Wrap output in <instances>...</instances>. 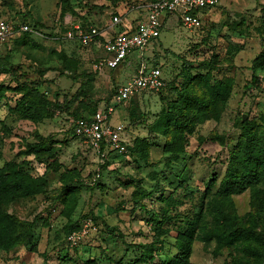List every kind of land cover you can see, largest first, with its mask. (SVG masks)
Here are the masks:
<instances>
[{
    "label": "rangeland",
    "instance_id": "rangeland-1",
    "mask_svg": "<svg viewBox=\"0 0 264 264\" xmlns=\"http://www.w3.org/2000/svg\"><path fill=\"white\" fill-rule=\"evenodd\" d=\"M154 1L0 0V19L14 29L0 40V170L15 164L47 183L44 194L3 209L33 226L27 238L14 227L16 245L0 249V264H165L178 255L175 238L186 217L202 212L201 227L214 228L212 202L220 199L242 125L255 121L264 132V65L255 64L264 55V0H220L192 31L180 14L162 20L160 39L131 61L157 65L165 90L134 93L113 117V125L125 127L127 153H98L72 133L79 117L114 102L134 70L96 71L92 48L65 40V29L81 24L102 32L115 16L141 19ZM27 23L33 31L19 32ZM219 84L216 96L209 89ZM180 92L204 107L190 108L191 118L163 133L159 124ZM45 100L63 112L35 120L20 114L22 102L40 104L42 113ZM41 138L50 142L36 153L31 148ZM259 187L233 196L225 209L234 230L253 229L254 237L233 246L195 237L190 264H264V183ZM153 211L159 221L165 214L173 220L162 224L170 234L160 236L150 260L136 246L160 234ZM83 230L79 241L69 240Z\"/></svg>",
    "mask_w": 264,
    "mask_h": 264
},
{
    "label": "trees",
    "instance_id": "trees-1",
    "mask_svg": "<svg viewBox=\"0 0 264 264\" xmlns=\"http://www.w3.org/2000/svg\"><path fill=\"white\" fill-rule=\"evenodd\" d=\"M157 1L159 0H155L153 3ZM22 25H29L31 29H34V27H31V24L27 23ZM82 27L84 29L88 28L86 25H82ZM65 30L68 31L69 28ZM255 64L258 66L264 65V55L259 56ZM154 67L159 69L157 65H154ZM188 78L189 82L193 80V78L189 76ZM201 80L207 84L210 78L207 75L201 77ZM165 88L162 89V91L165 90ZM222 90V84L209 89V91L216 94V96H221L219 92ZM180 98L179 103L174 102L170 105L169 110L165 113L159 124V128L163 133L171 134L170 130L172 126L179 129L185 120L191 118V113L189 112L190 108L197 107V109L200 110L204 107V103L201 101L184 98L182 95ZM111 103L105 107L111 106ZM33 104L30 105L26 102L20 104L19 112L23 118L30 120H35L37 118L51 119L55 111L63 112L61 104L48 100L43 102L42 113L39 112L41 105L38 103ZM97 111L98 110L94 109L90 114L79 117L77 121L90 118L94 116ZM242 126V141L239 146L235 148L231 159V165L228 167L226 176L217 189V196L220 197V199L212 202V209L215 210V215L213 216L214 228L207 229L201 227L204 216L202 212L198 213L194 218L186 217L184 221L186 229L178 232L175 238L176 241L174 246L178 249V255L175 258L168 259L165 264H190L189 257L192 253V244L195 237H200L201 240L206 242H222L229 246H233L239 242L249 241L254 237L253 229L234 230L232 225L227 223V221L231 222V218L228 215L229 213L225 212L227 202H230L233 196L240 195L251 188H253L254 191H259V186L264 183V132L260 134V131H258V128L255 126V121L246 122ZM261 126L264 127V125ZM72 133L73 136L76 137L74 135V129H72ZM41 140L43 141L41 145L31 148L36 153L47 151V144L50 142V138H41ZM131 147L132 145H128V151ZM104 151L105 148L103 147L102 152ZM46 187L47 183L43 181V179L35 178L30 173H27L23 167L21 170L15 164H7L0 170V249L9 251L15 247L17 238L14 234V227L21 229V235L27 238L30 236L33 226V223H19L12 216L4 213L3 209L17 199H29L44 194L46 192ZM212 188L213 187L210 188V191ZM201 199H205L204 194ZM170 201L171 199H169V202ZM170 203L169 205H175L174 201ZM212 203H210V205ZM151 215L156 221V224L159 225L157 231H160V234L158 236L156 235L153 244L138 245L136 248L142 252L144 257L153 260L152 254L156 250V245L163 244V241L160 240V236H169L170 234L169 230H161V226L164 222L171 221L173 218L165 214L163 221H159L158 217L154 218L156 216L154 211ZM78 228L79 227H77V229Z\"/></svg>",
    "mask_w": 264,
    "mask_h": 264
},
{
    "label": "built area",
    "instance_id": "built-area-1",
    "mask_svg": "<svg viewBox=\"0 0 264 264\" xmlns=\"http://www.w3.org/2000/svg\"><path fill=\"white\" fill-rule=\"evenodd\" d=\"M219 5L220 0H159L143 9L145 15L141 12V19L132 23L125 17L115 16L110 27H120L121 32L105 43L106 56L94 63L95 70L98 72L116 70L125 64L133 53H145L160 39L163 29L162 20L167 17L180 14L184 28L192 31L201 27V16L204 13L213 11ZM139 9H133V11ZM32 31L29 25L19 27V32L22 33ZM13 32L12 25L0 19V40H5ZM99 37L100 32L96 28L84 29L78 24L69 28L64 39L88 47L96 43ZM164 87L160 70L142 62L136 77L128 85L121 87L111 106L98 110L90 118L80 119L74 123V135L98 153L102 152L103 147L120 155L127 153L128 142L124 139L125 127L112 124L116 107L129 100L134 93H158ZM87 233V230H83L78 235H71L69 240L76 243Z\"/></svg>",
    "mask_w": 264,
    "mask_h": 264
},
{
    "label": "crops",
    "instance_id": "crops-1",
    "mask_svg": "<svg viewBox=\"0 0 264 264\" xmlns=\"http://www.w3.org/2000/svg\"><path fill=\"white\" fill-rule=\"evenodd\" d=\"M214 11V10H213ZM213 11H209V12H206L204 13L202 16H201V20L202 18H205V17H208L212 14ZM145 15V12L143 13ZM171 16H169L167 19L165 20H169ZM138 16L135 18L134 21L138 20ZM129 22H134L132 20H128ZM81 25V24H80ZM116 28V27H115ZM114 28L108 26L107 30L105 31H102L100 32V37L97 39L96 43L92 44L91 46H89L90 48H92V52H93V58H94V62L96 61H99L100 59L104 58L106 56L105 54V51H104V45L107 41H109L111 38H113L115 35H117L118 33H115ZM121 31V30H120ZM103 41H102V40ZM69 42V41H68ZM97 46L98 47H101V53L98 54V52L96 53L95 50L97 49ZM95 52V53H94ZM140 56L142 57L143 56V53H140ZM131 57L130 56L127 60V62L125 64H123L122 66L124 67V69H133L134 72H133V75L132 76H129V81L131 82L137 75V72H138V69H139V66L140 64L142 63V61L140 63H137V64H134L132 61H131ZM118 69V68H117ZM116 69V70H117ZM108 72H113L112 70H106ZM115 71V70H114ZM117 111V109H116ZM114 117V116H113ZM112 121H113V118H112Z\"/></svg>",
    "mask_w": 264,
    "mask_h": 264
}]
</instances>
